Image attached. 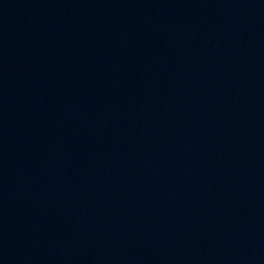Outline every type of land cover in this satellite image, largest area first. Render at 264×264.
<instances>
[{"label": "water", "instance_id": "1", "mask_svg": "<svg viewBox=\"0 0 264 264\" xmlns=\"http://www.w3.org/2000/svg\"><path fill=\"white\" fill-rule=\"evenodd\" d=\"M0 264H264V0H0Z\"/></svg>", "mask_w": 264, "mask_h": 264}]
</instances>
